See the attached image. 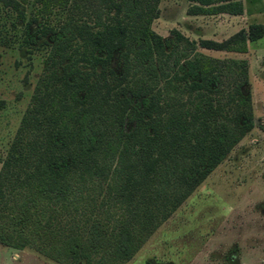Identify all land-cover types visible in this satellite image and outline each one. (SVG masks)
Wrapping results in <instances>:
<instances>
[{"label": "trees", "instance_id": "16d2710c", "mask_svg": "<svg viewBox=\"0 0 264 264\" xmlns=\"http://www.w3.org/2000/svg\"><path fill=\"white\" fill-rule=\"evenodd\" d=\"M158 1L31 0L33 21L69 13L35 30L48 49L0 164L1 244L123 264L252 127L246 59L199 48L244 52L263 24L219 40L161 35ZM187 1L193 15L243 11ZM25 2L0 0L20 20Z\"/></svg>", "mask_w": 264, "mask_h": 264}, {"label": "rangeland", "instance_id": "374dc122", "mask_svg": "<svg viewBox=\"0 0 264 264\" xmlns=\"http://www.w3.org/2000/svg\"><path fill=\"white\" fill-rule=\"evenodd\" d=\"M241 1L240 14L193 15L186 12L187 0H159L150 26L161 35L175 27L195 40H219L250 22L264 26V0ZM33 9L26 0L20 20L0 4V164L44 65L48 37L35 30L42 22L55 26L69 13L53 7L33 21ZM199 49L246 59L253 125L123 264H264V31L247 41L244 52ZM110 65L116 66L115 55ZM0 264L58 263L31 247L0 243Z\"/></svg>", "mask_w": 264, "mask_h": 264}]
</instances>
